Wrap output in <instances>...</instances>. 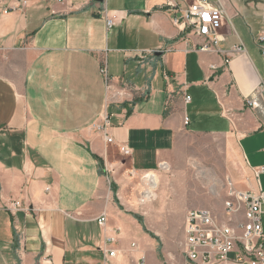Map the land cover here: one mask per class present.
I'll list each match as a JSON object with an SVG mask.
<instances>
[{"label":"crops","instance_id":"1","mask_svg":"<svg viewBox=\"0 0 264 264\" xmlns=\"http://www.w3.org/2000/svg\"><path fill=\"white\" fill-rule=\"evenodd\" d=\"M194 1L0 0V264H157L144 227L173 214L157 213V195L137 211L121 190L123 167L157 186L159 173L187 168L189 189L191 173L212 172L222 207L229 183L264 192V173L254 179L264 168L262 108L244 104L264 77V0H208L225 12L210 51L173 23ZM102 66L123 93L118 104L107 103ZM105 115L112 144L96 129ZM191 138L207 142L205 160H194Z\"/></svg>","mask_w":264,"mask_h":264},{"label":"built area","instance_id":"2","mask_svg":"<svg viewBox=\"0 0 264 264\" xmlns=\"http://www.w3.org/2000/svg\"><path fill=\"white\" fill-rule=\"evenodd\" d=\"M63 2L65 0H58ZM92 2L93 0H89ZM168 11L176 12L177 6L172 1L167 4ZM179 18H174L173 23L183 30H189L192 34L205 38L207 41L201 48L210 51L218 43V32L223 27L225 12L211 6L208 0H195L181 12ZM106 26L111 28L113 21L106 17ZM261 53L264 59V31L258 38ZM242 48L238 47L237 51ZM229 61L226 60L227 64ZM109 95L107 103L118 104L123 97L122 91L113 90L110 78L105 66L100 68ZM185 101H189L186 97ZM244 104L251 110L262 108L259 127L264 129V77L259 81L254 94L245 98ZM187 124V120H185ZM110 127L108 115L102 120V124L96 126L98 131L104 133L105 144H112L106 129ZM121 153L129 155V151L121 148ZM264 168L254 171V179L258 180ZM152 198V194L146 191L141 194L140 202L146 203ZM13 209L20 208L18 202L12 204ZM224 216L213 214L209 210L196 209L186 213L184 218V264H264V192L261 190L241 192L235 190L229 183L227 198L223 205ZM105 216L99 220L104 226ZM109 243L114 241L108 239ZM104 253L108 258L115 256L112 250Z\"/></svg>","mask_w":264,"mask_h":264},{"label":"rangeland","instance_id":"3","mask_svg":"<svg viewBox=\"0 0 264 264\" xmlns=\"http://www.w3.org/2000/svg\"><path fill=\"white\" fill-rule=\"evenodd\" d=\"M188 140L192 141L195 151H197V156H195L194 160H199L200 156H203V160H205L207 142L197 138ZM109 151L112 152V150ZM114 157L120 159L119 157ZM185 169L183 172L165 171L159 173V176H162L159 186H157V179L155 176L153 177V174L150 175L152 178H145L144 175H128L125 167L118 172V178L122 180L120 181V185L123 182L122 188L120 187L124 191L123 196L126 199L132 198L134 200L137 211L146 214V211H142V209L149 206L151 210L152 204L155 203V195H157V213L173 214L170 221L157 220L155 231L153 229L147 230V227H144L146 233L151 238L157 240V264H183L185 261L182 254V243L184 241L183 226L186 213L178 214L177 208L179 207V202L188 204L187 206L190 207L188 210L207 208L208 205V207L213 208L212 210L219 217L223 215L221 211L223 198L220 203H217L216 199L212 197L213 189H215L213 191H222V188H224L223 182H220L218 177H215L212 172H210V176L205 173L206 175L203 178L202 176H198L197 173H191L190 176L194 177L195 183L192 182L194 187L189 189V179L188 182L184 180V176H186ZM243 179L242 184L245 186L247 179ZM150 184H152V187ZM225 187H227V181ZM145 191H151L149 194H152L153 198L146 203H140L141 194ZM208 196L210 204L207 201ZM160 197H162L161 204H159ZM141 223L144 224L142 220Z\"/></svg>","mask_w":264,"mask_h":264},{"label":"bare ground","instance_id":"4","mask_svg":"<svg viewBox=\"0 0 264 264\" xmlns=\"http://www.w3.org/2000/svg\"><path fill=\"white\" fill-rule=\"evenodd\" d=\"M153 184H154V182H153ZM152 184H150V186H151ZM151 191H147V193L149 194Z\"/></svg>","mask_w":264,"mask_h":264},{"label":"water","instance_id":"5","mask_svg":"<svg viewBox=\"0 0 264 264\" xmlns=\"http://www.w3.org/2000/svg\"><path fill=\"white\" fill-rule=\"evenodd\" d=\"M96 1H99V2H101L102 0H96Z\"/></svg>","mask_w":264,"mask_h":264}]
</instances>
